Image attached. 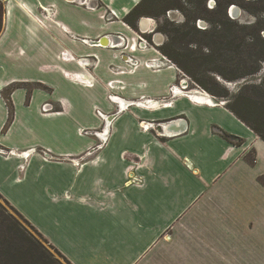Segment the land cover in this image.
<instances>
[{"label":"crops","instance_id":"obj_1","mask_svg":"<svg viewBox=\"0 0 264 264\" xmlns=\"http://www.w3.org/2000/svg\"><path fill=\"white\" fill-rule=\"evenodd\" d=\"M139 1L2 0L0 194L72 264H264V141L225 103L181 92L172 63L148 67L156 48L115 44L137 37L123 17ZM96 109L110 114L99 147L80 133L101 135Z\"/></svg>","mask_w":264,"mask_h":264},{"label":"rangeland","instance_id":"obj_2","mask_svg":"<svg viewBox=\"0 0 264 264\" xmlns=\"http://www.w3.org/2000/svg\"><path fill=\"white\" fill-rule=\"evenodd\" d=\"M194 1L196 0H179L181 7L167 8L161 14L154 13L153 11H156L154 7L151 9L149 8L151 13L144 14L138 18L136 26L137 33L143 35L152 44H157L156 46L158 47L164 42H171L170 29L176 28L179 24L188 21V31L190 32L188 37L185 41H179L177 43L173 42L175 44L173 47L180 51L181 54L188 52V49H190L192 55L197 57L196 60L190 61L189 63L185 61L192 74H195L199 79L211 87H215L214 81L216 80L218 83L229 89L230 93H235L244 83H263L264 85V41L262 40L264 39V15H262L264 5L254 4L252 2L253 0H206L205 5L209 9L207 11L196 8ZM216 1L219 2V9L217 11H211L213 8H218V6H216ZM175 2V0H167V3ZM224 13H226V16ZM197 14L201 15L198 17ZM141 17L152 18L151 25L148 27L149 29L147 28L148 30L145 31V33H141L138 24ZM193 26L209 31L216 29L217 31L225 32L228 36L240 38V40H243L241 46V51L243 53L242 56H245L248 50L252 49L256 51V58H258L256 60L259 64V69L254 73L244 75L238 79H230V77L235 74L248 72L253 68L251 67L250 61L247 60L245 63H241L237 66L236 59L238 53H236L233 44L228 42L227 39L222 43H219L218 40L210 37L209 34L191 28ZM162 27H165V29H162ZM151 28L153 30L152 32ZM78 57H87L88 63H85L84 65H90L92 62L89 56ZM218 71L223 72L226 77H222ZM179 77L186 81L184 89H182L183 87L180 88L181 92H189L190 95L195 93V95H197L202 93L190 90L202 89L208 95H212L216 97V99L224 101V103L229 101L227 96H218L201 88L194 82L192 76L186 73L183 74L179 71ZM213 78L215 79L214 81ZM253 95L261 102H264V92L256 90ZM100 111L102 112V110ZM96 114L103 122L106 121V119L97 111ZM102 125L103 123L100 124V127L98 128L101 129L103 127ZM93 129L94 128H82L80 133L84 135H92V133L87 130ZM84 130L86 131L84 132ZM0 219H4L3 222L5 224L12 223L13 225L18 226L23 229L25 233H28V235H31L38 240L45 248H47L48 252L58 261L59 264H70L1 197Z\"/></svg>","mask_w":264,"mask_h":264},{"label":"trees","instance_id":"obj_3","mask_svg":"<svg viewBox=\"0 0 264 264\" xmlns=\"http://www.w3.org/2000/svg\"><path fill=\"white\" fill-rule=\"evenodd\" d=\"M175 1V3H167V0H140L125 14V16L123 17V21L131 28L136 30L138 18L140 16H143L144 14L151 13L149 11V8L151 9L152 7H154L156 11L153 12L156 14H161L167 8L181 7V5L179 4V0ZM194 2L196 8L204 9L207 11L209 10L205 5L206 0H196ZM252 2L258 5H264V0H253ZM218 3L219 2L216 1V6H218V8H213L211 9V11H217L219 9ZM3 12L4 6L2 0H0V31L2 29ZM262 12V15H264V10ZM224 14L226 16V13ZM197 15L199 17V15L201 14ZM191 28L196 31H202L209 34L210 37L218 40L219 43H222L227 39L228 42L233 44L236 53H238L236 59L237 66H239L241 63H245L247 60L250 61L251 67L253 68H251L248 72L235 74L231 76L230 79H238L244 75L254 73L259 69V64L256 60L258 59L256 58V51L252 49L248 50L247 54H245V56H242L243 53L241 51V46L243 40H240V38L228 36L225 32L217 31L216 29H212L211 31H209L201 28H196L194 26ZM162 29H165V27H162ZM170 33L171 42H164L163 44L156 47L158 52L162 56L167 58L170 63L174 64V66L180 72L192 76L194 82L197 83V85L201 88H204L218 96H227L229 98V101L225 102V107L264 141V102H261L253 95L256 90L264 92L263 83H244L235 93H230L229 89L218 83V81H216L214 78L213 81L215 80V87L209 86L201 79H199L195 74H192V72L188 69L186 62L189 63L190 61H194L197 59V57L192 55L190 49H188V52H184L181 54L180 51L176 50L173 47L175 45L174 43L185 41L188 37L190 33L188 31V21L179 24L176 28L170 29ZM262 40L264 41V39ZM218 73H220L222 77H226L223 72L218 71ZM36 84L38 86L40 85L39 83ZM10 90L11 86L8 87L6 91H3V95L8 105V118L2 128L3 131L7 129L12 119L11 101L9 97ZM221 135L228 141L235 144H240L242 142V138L228 132L222 131ZM247 159L250 163H254V150L249 153ZM263 179L264 177L261 176L260 180ZM0 197L19 216H21L24 221L31 225L57 253L65 258V256L57 248L50 244L48 240L20 212H18V210H16L14 206H12L6 199L2 197L1 194ZM3 221L4 219H0V264H59L58 261L48 252L47 248H45L38 240H36L31 235H28V233H25V231L18 226L13 225L12 223L5 224Z\"/></svg>","mask_w":264,"mask_h":264},{"label":"built area","instance_id":"obj_4","mask_svg":"<svg viewBox=\"0 0 264 264\" xmlns=\"http://www.w3.org/2000/svg\"><path fill=\"white\" fill-rule=\"evenodd\" d=\"M91 1H94V0H75V2L79 5H82V6H85V7H88L90 9H94L96 8L97 6V3L95 2L94 4H92ZM115 16V13L112 11V10H109V11H106L105 14L103 15V18L105 20H112V18ZM149 19H152L151 17H147ZM149 29V28H148ZM147 29V30H148ZM141 30V33H145V31L147 30ZM144 31V32H143ZM152 28H151V32H152ZM115 41V44L118 45V46H121L123 48H126L127 46H129V48L131 49H137V48H148V47H152V48H156L157 44H152L151 42H149L143 35L139 34L137 35V37L135 38L134 41L132 42H128L127 38L122 35V34H113V39ZM112 40L110 41V45H115L114 43H112ZM82 42L84 43H91V44H94V45H97V46H103V43L101 42L100 39H97V40H93V41H89L88 39L86 38H82L81 39ZM62 56L65 58V57H69L68 53L66 51H63L62 52ZM78 61L81 63V64H85V63H88V59L87 57H78ZM126 63L128 65H131V66H135L139 63V60L131 55L127 56V58L125 59ZM170 63L169 60L167 58H165L164 56L161 55L160 58L158 59H153V60H148L145 62V64L148 66V67H152V68H159L161 66H164L166 64ZM181 82V81H180ZM179 85H181L179 83ZM170 90L172 91L173 90V85L170 87ZM192 90H196L197 92L199 93H204L206 96L208 95L204 90L202 89H192ZM190 90V91H192ZM189 91V90H188ZM210 96V97H209ZM208 97L210 98L211 101H209L210 103H213V104H216V103H224V101L222 100H218L216 99V97L212 96V95H208ZM108 98L111 100V101H114V102H117L119 104V107L117 108V110L115 112H117L118 110H120L123 106H126L125 105H122L121 103L118 102L119 100V97L116 96V95H109ZM149 101V100H147ZM208 101V100H207ZM117 104V105H118ZM54 110V106L50 103V102H44L43 104H41V111L46 113V112H50V111H53ZM98 113H100V115H102L106 121H107V118L110 114H104L102 113L100 110H96ZM114 112V113H115ZM113 114V113H112ZM106 121L104 122V125L101 129L102 132H101V135H100V132L97 130V129H93V130H87L89 131L90 133H92V135H98L99 136V143L96 144L95 147H99L103 141L105 140V137L104 136V133H105V130H104V127L106 125ZM150 126H153V123H146L143 127L144 128H149ZM86 130H84L85 132ZM30 151H34V152H38L40 153L44 158H47L49 157V154L46 150L42 149V148H31V150H28V151H25V152H22V154L24 156H28L30 154ZM0 152L5 154V155H8L10 153H12V151H6L2 148H0Z\"/></svg>","mask_w":264,"mask_h":264},{"label":"bare ground","instance_id":"obj_5","mask_svg":"<svg viewBox=\"0 0 264 264\" xmlns=\"http://www.w3.org/2000/svg\"><path fill=\"white\" fill-rule=\"evenodd\" d=\"M147 19H149V18H144V19H142V21L140 22V27L142 28V30H146L147 28L146 27H144V23H145V20H147ZM102 43H104L105 45H107V39H105V40H102ZM103 44V45H104ZM186 84V83H185ZM192 94V93H191ZM199 95H201L200 96V98L199 99H205V100H208V101H211L210 100V96L208 97V95L206 96L204 93H202V94H199ZM197 95H195V93L194 94H192V97H196ZM197 97H199V96H197Z\"/></svg>","mask_w":264,"mask_h":264},{"label":"flooded vegetation","instance_id":"obj_6","mask_svg":"<svg viewBox=\"0 0 264 264\" xmlns=\"http://www.w3.org/2000/svg\"><path fill=\"white\" fill-rule=\"evenodd\" d=\"M151 21H152L151 19L145 20L144 27H146V28L149 27L151 25Z\"/></svg>","mask_w":264,"mask_h":264},{"label":"water","instance_id":"obj_7","mask_svg":"<svg viewBox=\"0 0 264 264\" xmlns=\"http://www.w3.org/2000/svg\"><path fill=\"white\" fill-rule=\"evenodd\" d=\"M144 18H147V17H141L140 19H139V27H140V22L142 21V19H144ZM141 28V27H140ZM142 29V28H141ZM147 30V29H146ZM105 39H107V38H105ZM102 42V41H101ZM104 44V43H103ZM107 44H109V41L107 40ZM240 88V87H239Z\"/></svg>","mask_w":264,"mask_h":264}]
</instances>
